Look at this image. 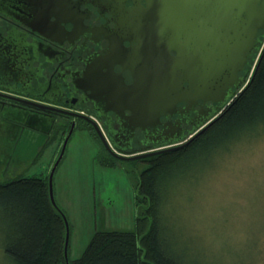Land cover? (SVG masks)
Returning <instances> with one entry per match:
<instances>
[{"label": "rangeland", "instance_id": "obj_1", "mask_svg": "<svg viewBox=\"0 0 264 264\" xmlns=\"http://www.w3.org/2000/svg\"><path fill=\"white\" fill-rule=\"evenodd\" d=\"M19 111L8 106L0 111V180L48 175L66 134L69 114L64 111L48 136L41 128L18 123L24 118ZM41 120L43 127L50 123ZM250 138L207 166L199 164L193 176L172 180L162 207L182 246L208 263L225 257L264 264V135ZM140 159L116 158L94 130L75 123L52 177L55 203L69 226V260L81 255L95 231L134 229L137 178L129 169L141 170ZM0 264H5L1 249Z\"/></svg>", "mask_w": 264, "mask_h": 264}, {"label": "flooded vegetation", "instance_id": "obj_2", "mask_svg": "<svg viewBox=\"0 0 264 264\" xmlns=\"http://www.w3.org/2000/svg\"><path fill=\"white\" fill-rule=\"evenodd\" d=\"M149 2L0 0V59L7 63L13 54L19 63L13 71L8 64L0 68V92L57 107L51 109L53 112L63 109L91 117L109 145L119 152L157 150L169 147L164 144L173 140H178L175 145L186 142L206 123L221 116L247 82L232 86L234 93L223 103L190 98L165 106L157 117L152 113L147 118L133 117L132 97L120 87L138 81V72L143 73L139 81L147 85L153 81L147 56L148 32L139 29L147 18H153ZM262 34L260 30L259 38ZM263 50L264 39L256 63ZM170 53L175 54L173 50ZM247 67L245 62L239 70L238 83ZM47 110L50 108L38 109L42 114L37 120L39 124L42 116L49 119L48 128L39 126L50 132L54 121L46 114L55 113ZM65 116L66 130L77 119L94 130L80 117Z\"/></svg>", "mask_w": 264, "mask_h": 264}, {"label": "trees", "instance_id": "obj_3", "mask_svg": "<svg viewBox=\"0 0 264 264\" xmlns=\"http://www.w3.org/2000/svg\"><path fill=\"white\" fill-rule=\"evenodd\" d=\"M6 106L24 114L18 123L40 128L36 117L42 113L37 108L23 107L0 94V111ZM47 112L55 113L46 114L54 122L64 115L51 108ZM77 122L91 128L81 119ZM40 131L46 136L49 134ZM259 135H264V50L246 86L219 118L185 146L145 156L139 160L146 165L143 169L137 170L134 165L129 169L137 178L134 229L95 231L81 255L68 259L67 264H240L225 257L208 263L197 257V251L189 252L178 235L169 229L162 207L172 180L193 176L199 164L205 167L236 143ZM65 220L63 210L50 200L48 175H17L0 180L3 263L66 264Z\"/></svg>", "mask_w": 264, "mask_h": 264}, {"label": "water", "instance_id": "obj_4", "mask_svg": "<svg viewBox=\"0 0 264 264\" xmlns=\"http://www.w3.org/2000/svg\"><path fill=\"white\" fill-rule=\"evenodd\" d=\"M149 6L153 18H147V30L146 22H141L139 29L148 32L146 41L150 43L147 56L151 63L150 78L153 81L150 85L139 81L143 73L138 72V81L133 85L120 87L127 96L132 97L133 117L147 118L151 113L153 117H157L159 110L165 109V106H172L177 101H186L190 98L223 103L234 93L232 86L248 82L255 67L257 52L264 39V0H151ZM260 30H263V34L259 38ZM171 50L175 52L174 55L170 53ZM0 61L1 69L8 64L13 71L16 64L19 65L13 54L9 62H3L2 58ZM245 62L248 63V67L241 82L238 83V73ZM184 83H187L185 87ZM0 94L24 106L42 110L57 108L28 97L2 92ZM60 110L89 122L107 151L121 159H138L179 149L220 116L206 123L182 144L175 145L178 140H173L164 144L170 145L166 148L119 152L109 145L94 119L82 113ZM74 127L75 121L72 120L48 174L49 197L54 205L56 203L53 197L52 177L63 157ZM65 224L64 256L67 264L69 238L67 220Z\"/></svg>", "mask_w": 264, "mask_h": 264}, {"label": "bare ground", "instance_id": "obj_5", "mask_svg": "<svg viewBox=\"0 0 264 264\" xmlns=\"http://www.w3.org/2000/svg\"><path fill=\"white\" fill-rule=\"evenodd\" d=\"M0 41H2V40H0ZM10 41H11V40H10ZM23 41H24V40H23ZM1 44H2V43H1ZM10 44H12V43H10ZM34 46H35V45H34ZM10 47H11V46H10ZM35 49H36V48H35ZM11 50H12V49H11ZM11 50H10V51H11ZM9 53H10V52H9ZM6 56H7V55H6ZM6 56H5V58H6ZM7 61H8V60H7ZM5 62H6V61H5ZM17 62H18V61H17ZM20 63H21V62H20ZM6 66H7V65H6ZM9 66H10V65H9ZM16 66H17V65H16ZM7 67H8V66H7ZM17 71H18V69H17ZM15 72H16V71H15ZM15 75H16V74H15ZM24 76H25V75H24ZM21 79H22V78H21ZM50 81H51V80H50ZM18 82H19V81H18ZM21 83H22V82H21ZM49 90H50V89H49ZM46 91H48V90H46ZM50 91H51V90H50ZM50 91H48V92H50ZM48 92H47V93H48ZM48 94H49V93H48ZM12 100H13V99H12ZM41 100H43V99H41ZM44 100H45V99H44ZM64 105H65V104H64ZM66 105H67V104H66ZM27 107H28V106H27ZM67 110H68V109H67ZM64 112H65V111H64ZM31 116H32V115H31ZM15 122H16V121H15ZM12 123H13V122H12ZM13 125H14V123H13ZM46 128H48V127H46ZM43 141H44V140H43ZM42 143H43V142H42ZM10 165H11V164H10ZM10 165H9V166H10ZM14 166H15V165H14ZM19 166H20V165H19ZM2 170H3V169H2ZM2 170H1V171H2ZM140 173H141V172H140ZM30 177H31V176H30ZM132 195H133V194H132ZM134 213H135V212H134ZM91 239H92V238H91Z\"/></svg>", "mask_w": 264, "mask_h": 264}]
</instances>
